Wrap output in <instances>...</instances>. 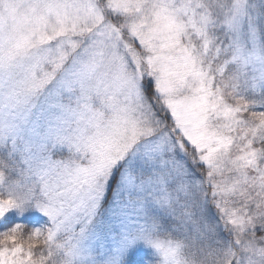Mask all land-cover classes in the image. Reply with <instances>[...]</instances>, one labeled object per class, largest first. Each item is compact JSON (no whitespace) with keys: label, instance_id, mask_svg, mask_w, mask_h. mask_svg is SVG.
Wrapping results in <instances>:
<instances>
[{"label":"snow or ice","instance_id":"6c2138e0","mask_svg":"<svg viewBox=\"0 0 264 264\" xmlns=\"http://www.w3.org/2000/svg\"><path fill=\"white\" fill-rule=\"evenodd\" d=\"M0 264H264V0H0Z\"/></svg>","mask_w":264,"mask_h":264},{"label":"rangeland","instance_id":"374dc122","mask_svg":"<svg viewBox=\"0 0 264 264\" xmlns=\"http://www.w3.org/2000/svg\"><path fill=\"white\" fill-rule=\"evenodd\" d=\"M26 220H27V222H28L29 224H31V220H32L31 217H27ZM36 226H39V225H36Z\"/></svg>","mask_w":264,"mask_h":264}]
</instances>
